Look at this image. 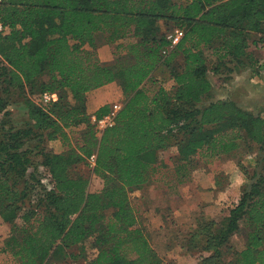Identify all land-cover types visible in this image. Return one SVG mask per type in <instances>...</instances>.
Here are the masks:
<instances>
[{
    "label": "trees",
    "instance_id": "trees-1",
    "mask_svg": "<svg viewBox=\"0 0 264 264\" xmlns=\"http://www.w3.org/2000/svg\"><path fill=\"white\" fill-rule=\"evenodd\" d=\"M0 22L8 28L0 35V85L8 92L41 81L39 96L58 95L47 106L28 100L23 128L0 96V217L11 224L2 252L15 264L71 257L68 250L90 239L97 255L86 264H161L130 194L163 176V155L172 147L179 184L190 179L197 160L212 166L245 140L263 153L257 166L264 171V116L232 100L207 104L213 86L205 56L211 51L216 59L215 74L227 62L259 74L248 50L254 34L264 42V0H1ZM174 29L184 37L169 49ZM97 35L124 53L102 62ZM178 59L172 92L146 87L156 86L159 67ZM111 83L122 90V108L115 125L99 132L91 116L107 115L112 105L91 114L87 95ZM55 140L64 147L59 154L45 149ZM81 164L103 180L101 191L71 176ZM45 171L51 191L42 184ZM251 181L223 222L200 223L191 234L188 249L207 254L200 264H264V173L254 171ZM238 232L245 249L233 248L235 263H227L223 249Z\"/></svg>",
    "mask_w": 264,
    "mask_h": 264
},
{
    "label": "rangeland",
    "instance_id": "rangeland-1",
    "mask_svg": "<svg viewBox=\"0 0 264 264\" xmlns=\"http://www.w3.org/2000/svg\"><path fill=\"white\" fill-rule=\"evenodd\" d=\"M260 38L261 35L254 34L251 38V47L248 50L256 61L254 69L256 71L254 72L258 71L259 74L255 73V75H252L253 71L251 70L244 71L241 68H235L237 66L236 62H227L226 67L222 68L221 73L215 74L213 69L215 68L216 59L211 51L206 52L205 56L210 69L209 78L213 86L212 98L207 101V104L211 101L232 100L238 103L243 109L264 116V91L258 89V86H264V42L257 43ZM96 40L97 42L94 48L102 62L113 63L124 53V51L117 50L114 46L108 45L104 35H97ZM102 47H105L106 50H102ZM164 55L167 54L165 53ZM181 61L178 59L170 67H159L152 76V79L156 82V86L150 82L146 87L152 90L163 85L167 90L172 92L174 83L171 73L181 67ZM252 79L255 81H252ZM40 82L38 81L33 86V89L25 87L8 90V92L5 91V84L0 85V96L7 101L6 110L11 114L17 128H23L28 120L27 101L33 100L35 103L41 104L38 93V85ZM116 86L120 91L121 88L117 83ZM91 92L87 95V106L88 111L93 114L97 109L89 102ZM115 104H122V101ZM44 145L45 149L51 151L53 154H59L64 151L63 144L60 140L46 142ZM175 155H177V149L175 147H172L164 153L163 157L166 160L167 167L163 176L161 177L159 175L158 181L154 180L149 185V187H153V191L142 196L137 192L138 190H135L130 194V200L138 210L140 224L153 248L155 245L153 234L158 229H165L164 231H168L167 234L175 235V244L173 246H170L168 250L162 249L158 252L156 251L161 259V264H200L201 257L207 256V254L198 250L191 252L188 249V240L191 238V234L198 231L197 228L200 223L214 221L220 224L229 216L230 210L239 202L243 192L252 183L251 178L253 172L260 170L264 173L259 168L260 165L257 166V161L262 160L263 153L259 151V147L255 143L250 140H245L241 142L238 150L228 156H224L212 166H208L200 160H197L190 168V179L185 182L189 183V188L185 191L188 194V198L186 199L182 198L181 192L183 189L180 187L182 184H179L176 178ZM171 157H173V160L169 159ZM39 159L36 158V162ZM261 167H263V164H261ZM41 170L43 168L39 166V171ZM71 176L89 179L91 192H99L103 189V180L90 171L84 164L73 169ZM169 193L172 197L168 195ZM155 195H158L159 198H155ZM173 196L176 199H172ZM158 199L162 205L168 206L167 210L169 213L171 212V215L160 214L159 217L161 220L157 224L153 222L155 217L151 210L154 208L153 205L158 203ZM173 209L179 215H174ZM168 218L171 219L168 220ZM161 224H164V227ZM175 226H177V229L173 230ZM243 229H246V225L244 224L241 227V230ZM10 233L11 224L5 222L0 217V264H15L12 255L2 252V248ZM93 241V239H90L68 250L69 254H73L71 257H65L62 253L55 254L46 264H86L97 255V251L93 249ZM236 241H238V244L239 240ZM240 241L242 242V240ZM223 253L227 263H235L236 256L234 255L235 251L233 247L227 246L223 249Z\"/></svg>",
    "mask_w": 264,
    "mask_h": 264
},
{
    "label": "crops",
    "instance_id": "crops-1",
    "mask_svg": "<svg viewBox=\"0 0 264 264\" xmlns=\"http://www.w3.org/2000/svg\"><path fill=\"white\" fill-rule=\"evenodd\" d=\"M101 49L102 50H106L105 47H102ZM252 81H255V80L252 79ZM251 87H253V86H251ZM258 89H261L262 91H264V86H262V87L258 86ZM119 101H123V94H122L121 90L120 91L118 90V88L116 86V83H111V84H108V85H106L104 87H101L99 89H96V90L92 91L91 94H90V100H89L90 104H93L96 107L97 110L99 108L103 107L104 105H108V104L109 105H113V104H115V103H117ZM55 145H57V144H55ZM56 153H58V152H56ZM188 184L189 183H185V184L180 185V187L183 189L182 192H181L183 199L188 198V194L185 192L189 188ZM152 188L153 187H151V186L150 187L146 186L142 190H139L137 192L140 193V195L143 196V195L148 194V192L150 193L151 191H153ZM168 195H170V193ZM155 196H156L155 198H159L158 195H155ZM170 197H172V196L170 195ZM172 199H176V198L173 196ZM157 202L158 203L153 205L154 208L151 211L154 213V217H155L153 219V222H156L158 224V221L161 220V218L159 217L160 214L161 215L162 214L163 215L167 214V216H169V215H171V212L170 213L168 212V210H167L168 206L164 205V204L162 205L160 203L159 199H158ZM173 211L175 213L174 215H176V216L179 215L176 210L173 209ZM170 219L171 218H168V220H170ZM149 225H152V224H149ZM161 225H163V227H164V224H161ZM168 225H169V223H168ZM176 227L177 226H175L173 228V230L177 229ZM164 230L165 229H163V230L158 229V231H156V233L153 234V237L155 238L154 249L157 252L162 250V249L168 250V248L170 246H173L175 244V241H174V238H175L174 236L175 235L167 234L168 231H164ZM162 234H163V236H161ZM165 236H168V237H165ZM236 240H239L238 244H237L238 241H236ZM240 240H242V242ZM230 245L234 248V250H236L238 252H241L242 250H244L245 246H246V242H245V238L243 236V232H238V233L234 234L231 237V239H230Z\"/></svg>",
    "mask_w": 264,
    "mask_h": 264
},
{
    "label": "built area",
    "instance_id": "built-area-1",
    "mask_svg": "<svg viewBox=\"0 0 264 264\" xmlns=\"http://www.w3.org/2000/svg\"><path fill=\"white\" fill-rule=\"evenodd\" d=\"M7 32H8V28L5 27L2 22H0V35H4ZM183 37H184V31L181 29H174L173 31L168 33L167 40L170 43L169 49H173L174 47H176L183 39ZM166 52L167 50L165 51V53ZM57 100H58V95L56 93H52V94L44 93L40 96V103H41L40 105L47 106L52 102H56ZM121 108H122V104H115L112 107L110 113H108L107 115L101 118H98L96 115L93 114L91 116L92 124L99 132H104L106 129L112 128L116 123L117 114L121 110ZM88 163L91 168L95 167L96 165L95 154L88 159ZM42 184L48 191H51L54 187L51 180V176L50 174L47 173V171H45V176L42 179Z\"/></svg>",
    "mask_w": 264,
    "mask_h": 264
}]
</instances>
